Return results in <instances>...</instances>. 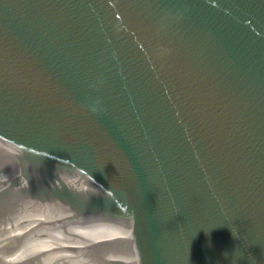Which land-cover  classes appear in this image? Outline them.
Segmentation results:
<instances>
[{"label":"water","instance_id":"1","mask_svg":"<svg viewBox=\"0 0 264 264\" xmlns=\"http://www.w3.org/2000/svg\"><path fill=\"white\" fill-rule=\"evenodd\" d=\"M0 264H264V0H0Z\"/></svg>","mask_w":264,"mask_h":264}]
</instances>
